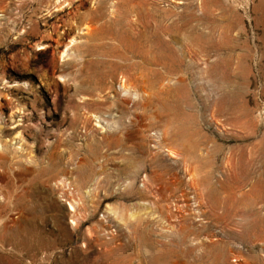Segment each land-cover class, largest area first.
Masks as SVG:
<instances>
[{"label": "rangeland", "instance_id": "374dc122", "mask_svg": "<svg viewBox=\"0 0 264 264\" xmlns=\"http://www.w3.org/2000/svg\"><path fill=\"white\" fill-rule=\"evenodd\" d=\"M60 1L0 0V264H264V0Z\"/></svg>", "mask_w": 264, "mask_h": 264}, {"label": "bare ground", "instance_id": "6f19581e", "mask_svg": "<svg viewBox=\"0 0 264 264\" xmlns=\"http://www.w3.org/2000/svg\"><path fill=\"white\" fill-rule=\"evenodd\" d=\"M95 1H97V3H99L100 2V0H95ZM109 1V0H108ZM111 1V0H110ZM60 2H65V1H63V0H61ZM71 3V2H70ZM108 3V2H107ZM111 4V6L113 7L112 8V11L111 12H109L108 13V16H110V18H112L111 20H113V22H115V21H117V20H119V18L121 17V14H120V12H118V11H116V7L117 8H121V10L120 11H125V12H128V11H133V6L134 5H132V3H131V1L130 0H116V1H111L110 2ZM62 3H59L58 5H59V7H60V5H61ZM135 4V3H134ZM139 4H140V2H139ZM132 5V6H131ZM138 5V4H137ZM141 6V5H140ZM109 7V6H108ZM137 6H135V8H136ZM140 8V7H139ZM139 8H137V9H139ZM61 9V8H60ZM136 9V10H137ZM97 12H98V9H91V10H89V13L87 14V15H90V17H88L87 15H84V16H81V15H79V14H77V13H75V14H73V16L71 17V20H70V22L68 23V24H66L67 25V27L65 28L66 30V32H69V31H72V29L74 28V27H76L77 26V24L78 23H80V25L81 26H79V27H81V33H80V35L82 36V35H84V36H86L89 40H92V39H95V41H94V43H93V45H95V44H100V39H102L101 37H100V26H97V27H95L94 25H95V23H97L99 20H100V17L99 16H97L98 14H97ZM95 13L97 14V15H95ZM111 13V14H110ZM100 14H102V13H100ZM82 18V19H81ZM85 19V20H84ZM134 20H136V19H134ZM111 22V21H110ZM80 29V28H79ZM34 31H35V27H30V28H28V29H25L24 30V34H34ZM79 35V36H80ZM85 37V38H86ZM75 38V37H74ZM87 40V39H86ZM92 43V42H91ZM83 45V44H82ZM93 45H90V46H93ZM77 48L78 47H80V46H78V44L77 45H75ZM42 47H45V46H42ZM74 194V193H73ZM72 194H70V191H69V193L67 194V198L69 199L68 200V205H69V212H70V214H73V211H74V207H73V205H72V202H71V200L73 199V197L71 196ZM65 200V199H64ZM75 218V217H74ZM0 221H1V217H0ZM72 222L73 223H75V221H73L72 220Z\"/></svg>", "mask_w": 264, "mask_h": 264}]
</instances>
